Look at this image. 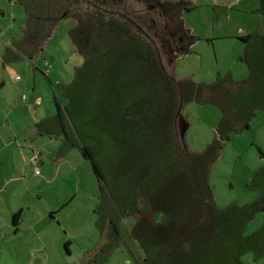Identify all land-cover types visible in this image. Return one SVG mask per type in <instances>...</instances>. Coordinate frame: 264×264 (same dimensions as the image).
<instances>
[{"label": "trees", "instance_id": "trees-1", "mask_svg": "<svg viewBox=\"0 0 264 264\" xmlns=\"http://www.w3.org/2000/svg\"><path fill=\"white\" fill-rule=\"evenodd\" d=\"M19 2L26 23L15 48L31 57L42 51L72 0ZM258 11L264 25V0ZM77 19L69 36L84 63L67 86L68 105L56 106L66 142L78 146L90 162L100 193L105 185L110 191L104 219L112 232L117 235L112 224L117 213L141 215L130 237L149 264H248L242 259L246 252L264 256L257 249L264 226L244 235L247 222L264 210L263 198L219 209L208 184L210 167L228 135L249 126L239 120L252 116L255 108L264 110V31L245 50L250 87L241 91L230 77L213 85L177 80L161 65L147 36L95 12ZM253 39L242 38L246 43ZM227 84L237 86L232 97ZM191 100L216 104L222 111L214 140L201 153L185 149L175 132L176 112ZM155 214H162L160 222ZM18 216H13L14 225ZM196 219L200 223L191 227ZM183 231L186 236L179 239Z\"/></svg>", "mask_w": 264, "mask_h": 264}, {"label": "rangeland", "instance_id": "rangeland-1", "mask_svg": "<svg viewBox=\"0 0 264 264\" xmlns=\"http://www.w3.org/2000/svg\"><path fill=\"white\" fill-rule=\"evenodd\" d=\"M194 5L195 8L185 17L187 26L193 29L198 40L189 54L176 60L173 70L175 78L213 85L230 77L233 83L242 88L241 91H247L250 87L247 84L249 69L244 53L264 31L262 16L258 11L259 0H238L230 9L214 10L211 0H194ZM0 10L4 13L0 16V39L3 42L19 39L26 23V13L19 0H0ZM85 10L82 6L80 13ZM75 26L73 17L62 19L45 41L42 51L36 53L38 86L33 87L31 70L26 67H19L21 70L14 72L12 78L22 79L19 84L6 80L5 88L10 93L13 106L16 101L23 100V96L29 97L34 89L43 98L42 104L38 105V135H34V126L31 127L37 115L33 110L25 114L22 108L18 110L17 117L14 116L16 125L13 134L25 147L26 155L32 157L37 154V162L43 161L44 164L39 167L36 177L35 171L33 174L31 170L36 163H28L30 157H27L26 173L36 178L28 187L32 195L27 194L20 200L25 193L23 182L17 185L18 189H23L20 194L15 193L17 188L8 185L5 193L0 195V264H149L144 262L138 243L130 237V231L135 221L142 219L141 215L122 216L117 213L112 222L117 230V239L109 241V231L113 230L104 217L107 214L105 207L109 208L112 202L110 191L105 185L106 188L100 193L90 162L81 156L78 146L71 147V143L65 142L68 137L61 134L57 127L60 118L56 102L61 108L68 105L67 86L73 82L76 68L84 63V58L76 51L69 36L70 29ZM247 35L254 36L252 42L242 40ZM1 44L0 54H3L5 46ZM44 64L48 68L43 67ZM2 68L0 56V79L3 76ZM54 77L59 84L55 83ZM49 80L55 83L54 93ZM25 81H28L27 85H23ZM236 84L226 85L232 91L230 97L237 90ZM16 97L18 99L14 100ZM31 102L32 108H37L33 100L19 105L29 106ZM252 114L245 121L239 120L248 123V128L228 135L219 157L210 167L208 184L219 209L233 204H251L260 198L264 200V176H258L259 180L255 181L254 186L251 183L253 174L264 170V110L255 108ZM182 115L188 124L185 144L191 152L201 153L214 140L215 129L222 118L221 108L213 103L191 100L182 105ZM65 117L63 110L62 118L67 121ZM71 133L73 130L69 129L68 136ZM11 134L10 130L3 132L5 139ZM6 158L9 161L14 159L20 168L17 153H13V150L6 149L0 153V160ZM5 164L4 161L3 171ZM45 173L49 175L47 178L44 177ZM4 177L6 180L9 174ZM37 178H42L38 186ZM20 205H25V208L29 206L30 209L24 213L19 225L14 226L7 210ZM137 208H142L140 200ZM155 215V221L160 222L162 214ZM197 223L200 221L196 219L190 226ZM263 226L264 210L260 209L245 225L244 235L251 236ZM185 236L186 232L183 231L179 239ZM258 244L257 249L264 254L263 236ZM242 259L248 264H264V256L254 257L250 251Z\"/></svg>", "mask_w": 264, "mask_h": 264}, {"label": "flooded vegetation", "instance_id": "flooded-vegetation-1", "mask_svg": "<svg viewBox=\"0 0 264 264\" xmlns=\"http://www.w3.org/2000/svg\"><path fill=\"white\" fill-rule=\"evenodd\" d=\"M211 1L216 10L230 9L238 0ZM82 6L87 10L80 13ZM194 8V0H72L62 17H73L77 25L78 17L95 12L128 26L133 32L149 38L165 67L170 59L175 58L176 62L183 57L189 45L192 50L198 40L193 29L187 26L185 17ZM109 239L113 241L117 235L109 231Z\"/></svg>", "mask_w": 264, "mask_h": 264}, {"label": "crops", "instance_id": "crops-1", "mask_svg": "<svg viewBox=\"0 0 264 264\" xmlns=\"http://www.w3.org/2000/svg\"><path fill=\"white\" fill-rule=\"evenodd\" d=\"M3 15H4V13L2 12V10H0V16H3ZM1 37L2 36L0 35V38ZM18 40L19 39H13L10 42H8L7 40L5 42H3L0 39V44L2 42L3 44H1V45L5 46L4 47V53L0 54L1 61H2V64L4 66V68H2V70H3L2 75L3 76L0 79V82H1L0 83V153L4 152L6 149L13 150V153H15V154L17 153V159L16 160H18L17 161L18 164H21V166H19L20 168H18V166H16V164L14 163V159L11 161H9L8 158H6V160H3V159L0 160V167H1V169H0V180L2 179V181H0V195L5 193L8 185H11V187L13 189H16L18 182H23V186H24L23 189H24L25 193H23L21 196L20 200L22 201V199L24 198L25 195H27V194L32 195V193L29 191L28 187L32 184V181L34 179H36L34 177V175L36 177H38V174H34L33 170L34 171L37 170L39 172V167H42V165L44 163H43V161H39V160H38V162H36V164L33 166V169H31L34 175L26 173V167L25 166L27 163V157L29 158L30 156L26 155V153L24 151L25 147H22V145L19 144V141L17 140V136L15 134H13V129H14V126L16 125L15 121H16L18 110L20 108L24 109L25 114L28 113L29 111L33 110V112H35V115H37V120L34 121L33 125H31V127L34 126V129H33L34 135H38V105L42 104L43 98L40 94H38V91H36L34 89V91L32 90L29 97H27L25 94H22V96L25 95L26 97H25V100L21 99V101L23 103H26L27 100H33V102H34L33 105L36 106L37 108H32V102H31V105H29V106L20 107L19 104L22 103L20 100L15 102L16 105L18 104L17 106L11 105V103L13 101L11 100V98H9L10 93H9V91L6 90L5 86H6V80L7 79H9L10 81L12 80V81L16 82L17 84H19L21 82L22 79L20 77L12 78L14 76V72L16 69L21 70V68H19V67H22V68L26 67V69H30L32 81H33L32 85H33V87L38 86V79L36 78V74L38 73V61L35 59V57H37L38 54H33L32 56L30 55L31 57H29V54L22 55V54L18 53V51L15 48V46H16L15 42ZM43 67H46V64H44ZM46 68H48V67H46ZM55 81H56L55 83L59 84V81L57 79ZM27 83H28V81H25L23 83V85H25V84L27 85ZM52 83L53 82L51 80H49V84L52 87L53 93H54L55 83L54 84H52ZM15 99H18V98L16 97V98H14V100ZM14 116H16V117H14ZM63 123H64L63 125L65 126L64 130L66 132L69 129H71L70 125L67 123L66 120H64ZM57 127L59 128V132H61V134L64 135V132L61 128L60 123H58ZM55 129L58 130L56 128V126H55ZM5 130H10L12 132V134L7 139H5L4 135H3V132ZM32 134H33V131H32ZM71 135H72V133H71ZM66 143H68V142H66ZM63 146H66V145H63ZM74 146L75 145H71V147H74ZM19 147H20V149H19ZM218 157L219 156H217V158ZM4 161L6 164L4 166L5 170L3 171L2 167H3ZM28 163H30L29 160H28ZM257 172L258 171H256L254 173V174H256L255 176H254V174L252 176L251 183L253 186L255 185V181L258 179V176H261V177L264 176V170L259 171L258 173ZM6 174H9V178H7L5 180L4 176ZM47 176H49V175L45 173L44 177L47 178ZM38 181L41 183L42 178H39V179L37 178L36 186H38V183H39ZM258 184L261 186V183L259 181H258ZM23 189L22 190L18 189V190H16L15 193L20 194L23 191ZM21 201H20V203H21ZM24 206L25 205H20V206H16L15 208H13V207L9 208V210H7L8 211L7 214H9L12 217V223H13V216L15 214H19L17 221H15L16 225H14V223H13L14 226L19 225V222L23 218L24 213L27 212L28 209H30L29 206H28V208H25ZM0 216H2V213H0ZM4 216H5V214H4ZM4 219H5V217H4Z\"/></svg>", "mask_w": 264, "mask_h": 264}, {"label": "water", "instance_id": "water-1", "mask_svg": "<svg viewBox=\"0 0 264 264\" xmlns=\"http://www.w3.org/2000/svg\"><path fill=\"white\" fill-rule=\"evenodd\" d=\"M184 23V21H183ZM191 51V45L188 46V50L185 52L184 55L189 54ZM174 66H175V58L170 59L169 64H167L164 68L166 69L167 73L169 75H171L172 77H175L173 70H174ZM174 126H175V132H176V136L177 139L179 140V142L182 144V146L185 149H188L185 141H184V137H185V133L188 129V124L184 118V116L182 115V106H180L178 108V111L176 112V115L174 117Z\"/></svg>", "mask_w": 264, "mask_h": 264}, {"label": "built area", "instance_id": "built-area-1", "mask_svg": "<svg viewBox=\"0 0 264 264\" xmlns=\"http://www.w3.org/2000/svg\"><path fill=\"white\" fill-rule=\"evenodd\" d=\"M23 100H25L24 96H23ZM37 157H38L37 154L32 155V157H30L29 159V162L34 165L37 162ZM38 173L39 172L35 170V174H38Z\"/></svg>", "mask_w": 264, "mask_h": 264}]
</instances>
